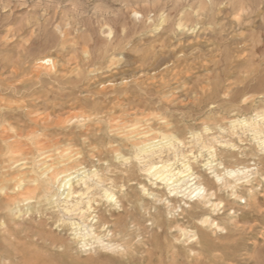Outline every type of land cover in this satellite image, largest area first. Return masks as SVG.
I'll return each instance as SVG.
<instances>
[{"label":"rangeland","instance_id":"rangeland-1","mask_svg":"<svg viewBox=\"0 0 264 264\" xmlns=\"http://www.w3.org/2000/svg\"><path fill=\"white\" fill-rule=\"evenodd\" d=\"M113 45L122 48L112 74L88 64ZM46 56L50 74L38 78ZM0 82L23 86L11 98L40 120L32 139L0 147V264H264V188L255 209L246 182L264 183V145L234 129L264 117V0H0ZM168 138L177 158L137 152ZM163 162L173 173L190 167L189 183L207 188L216 175L240 177L247 202L223 189L216 212L201 210L190 184L173 190L179 175L165 172L171 187L147 171ZM84 171L114 194L95 189L87 212L104 245L79 234L78 212L58 207ZM207 216L237 230L209 227ZM117 228L127 235L110 248Z\"/></svg>","mask_w":264,"mask_h":264},{"label":"bare ground","instance_id":"bare-ground-1","mask_svg":"<svg viewBox=\"0 0 264 264\" xmlns=\"http://www.w3.org/2000/svg\"><path fill=\"white\" fill-rule=\"evenodd\" d=\"M122 47L120 45H113L112 47H104L100 54L97 57V60H89L88 64L92 65V66H98V70L101 74H105V73H113L116 67L117 61V54L116 51L118 49H121ZM179 58V57H178ZM49 62H53V59L50 57H44V58H39L38 59V65L36 66V68L33 70L34 71V75L38 78L41 77V75H43L44 73H49L50 69H46L43 64H47ZM69 62V61H68ZM60 63V62H59ZM50 64V63H49ZM48 68V67H47ZM92 68V67H91ZM73 71V70H72ZM59 72V71H58ZM93 73V72H92ZM19 73L16 72V75H18ZM50 74V73H49ZM29 76V75H28ZM96 78V77H95ZM113 78V77H112ZM93 80V78H92ZM102 85V84H101ZM104 86V85H103ZM111 87V86H110ZM23 86H18V85H13V86H8L3 84L2 82H0V147H6L8 145L11 144H20L23 143L25 141H27V139H32V136L36 133V129H37V125L39 124L40 120H38L37 118H34L32 116H34V114L36 113L35 110L33 109V105L32 103L30 104L29 102H27L24 98L23 99H19L17 100V103L14 102V100H12L11 96L13 93L15 92H19L20 89H22ZM103 90H106V88H104ZM249 96V95H248ZM264 110V109H263ZM254 113V112H253ZM251 116V115H250ZM258 116H254V117H259ZM223 117V116H222ZM243 117V116H242ZM247 117V116H246ZM223 119V118H222ZM235 119V118H234ZM242 119V118H240ZM230 121H232L231 119H229ZM33 123H30V122ZM235 122V127L234 129H238L241 130L242 132H251V133H255L256 135L259 136V144L261 145V147H263L262 145H264V117L260 120L254 119L251 117L250 120H236ZM231 124V123H230ZM222 128V127H221ZM208 129V128H205ZM234 130V131H235ZM207 131V130H205ZM232 131V129H231ZM232 131V132H234ZM230 132V131H229ZM226 133V132H225ZM236 133V132H235ZM227 134V133H226ZM231 134V133H230ZM234 133L231 134V136H233ZM237 134V133H236ZM240 134V133H239ZM238 134V135H239ZM156 135V134H155ZM174 135V134H173ZM193 135V134H192ZM246 135V134H245ZM210 136V135H209ZM213 135H211L212 137ZM219 136V135H217ZM257 136V137H258ZM164 137V136H163ZM167 137H170L169 135H167ZM198 137V136H196ZM195 137V138H196ZM200 137V136H199ZM221 137V136H220ZM224 137V136H223ZM254 137V136H253ZM193 138V137H192ZM194 138V139H195ZM201 138V137H200ZM214 138L216 139V137L214 136ZM256 138V137H255ZM153 139V138H151ZM202 139V138H201ZM201 139H199L201 141ZM214 139V140H215ZM224 139V138H222ZM258 139V138H256ZM177 140V139H176ZM176 140L173 139H167L166 142L162 143V144H157L154 143V141H150L148 143H143L141 144L139 147H137V152L139 155H141L143 158H153V157H161V155L166 154H172L174 155L176 158L179 156L180 154V149L178 147V143L176 142ZM188 140V139H186ZM190 140V138H189ZM196 140V139H195ZM198 140V141H199ZM211 140V139H210ZM198 141H196L198 143ZM204 141V139H203ZM218 141V140H217ZM157 142V141H156ZM159 142V141H158ZM179 142V140H178ZM209 142V141H208ZM219 142V141H218ZM221 142V141H220ZM196 143V144H197ZM213 143V142H212ZM230 143V142H229ZM203 144V143H200ZM184 145V144H183ZM180 145V146H183ZM223 145V144H222ZM191 146V144H190ZM189 146V147H190ZM206 146V145H205ZM211 146V144H210ZM209 146V147H210ZM193 147V145H192ZM208 147V146H207ZM213 147V146H212ZM232 147V146H231ZM194 148V147H193ZM203 148V147H202ZM215 148V147H214ZM135 149V148H134ZM183 149V148H182ZM192 149V148H191ZM213 149V148H212ZM262 149V148H261ZM187 150V149H186ZM193 150V149H192ZM203 150V149H202ZM201 150V151H202ZM214 150V149H213ZM182 152V150H181ZM200 152V151H199ZM191 153V152H190ZM193 153V152H192ZM209 153V152H208ZM185 154V153H184ZM213 155V154H212ZM182 156V155H181ZM196 156V154H195ZM211 156V155H210ZM252 156V155H251ZM216 157V156H215ZM254 157V156H253ZM138 158H141L140 156ZM162 158V157H161ZM174 158V157H173ZM195 158V157H194ZM207 158V157H206ZM150 159V160H151ZM170 159V158H169ZM147 160V159H146ZM158 160V159H157ZM164 160V159H163ZM168 160V159H167ZM173 160V159H172ZM208 160V159H207ZM141 161V160H140ZM174 161V160H173ZM177 161V160H176ZM181 161V160H180ZM142 162V161H141ZM158 162V161H157ZM147 163V162H146ZM151 163V162H148ZM164 164H162L161 166H157V165H150L147 168L148 172H155V174H160L161 180L164 183H167V185H170L172 187L174 183L171 182L172 176L175 175H179L178 178H174L175 181H179L182 182V185L176 186V187H172L173 190H177V188L179 187H186L185 185L190 184V181H193L196 177H193V173L190 171V167H185L186 169H178V171L176 173H173V170L176 171V169H173L172 166L173 165H168L165 164V162H163ZM185 163V162H183ZM187 163V162H186ZM170 164V163H169ZM211 164V163H210ZM209 164V165H210ZM184 165V164H183ZM146 166V165H144ZM186 166V165H185ZM212 166V164H211ZM174 167V166H173ZM213 167V166H212ZM146 168V167H145ZM212 169V168H211ZM246 169V168H244ZM255 169V168H254ZM247 170V169H246ZM249 170V169H248ZM252 170V169H251ZM256 170V169H255ZM97 171V170H96ZM169 171V173L172 174L171 177H168V174H166L165 172ZM187 171V175H184V173ZM189 171V172H188ZM240 171V170H239ZM253 171V170H252ZM241 172V171H240ZM237 172L234 169H230L227 171V173L230 176H234L236 175V173H240ZM244 172V171H243ZM246 172V171H245ZM85 173V171H84ZM165 173V174H164ZM86 174V173H85ZM216 175V173H214ZM246 174V173H245ZM261 175V169L258 168L256 172L252 173L251 175ZM242 175V174H241ZM249 175V177L251 176ZM151 176V175H150ZM149 176V177H150ZM153 176V175H152ZM155 176V175H154ZM157 176V175H156ZM239 176V175H238ZM246 175H244L245 177ZM94 177H97L96 179H94ZM157 177V178H158ZM217 177V181L220 182V184H216L214 181L212 182V184H210L209 188L203 186V184L198 183L197 182H193L191 183L190 186V195H193L195 193V196L201 197V201L199 202V205L197 207L201 208V210H209L212 211L213 213L216 212L219 208V205L221 204L220 200L217 202L220 203H216L212 198L214 196H216L218 191H221L223 189L226 190L227 193L228 189H230L231 191V195L234 198H239V199H244L243 195L239 194V192L236 190L237 186L240 183V180H242L240 177L239 179H234L233 181H224V177L220 176V175H216ZM262 177V176H261ZM264 177V176H263ZM101 178L103 179V176H101ZM191 178V179H190ZM233 178V177H232ZM173 179V180H174ZM177 179V180H176ZM183 179V180H181ZM244 179V178H243ZM246 179H248V177L246 176ZM159 180V178H158ZM160 180V181H161ZM50 181V180H49ZM79 183H80V190H73L71 189L70 186V191L68 192V194H66L68 196V199L62 201V203H60L58 205V207L61 208L62 212L65 214H70V213H76L78 212V215L81 217L82 219V223H85L84 228L80 231V235H83L84 237L90 236L91 239H94V241H92L91 245L93 243H104L105 241L103 240V236H99L98 234H96L95 231V226L94 224H92V222L96 219V216H93L92 218H90L89 215H87V212L92 208L91 205V198L94 194L95 189L101 188L102 189V193L104 195V197H106L107 199H113L114 194L112 191H110L109 188H105V186H102V180L100 179V177L98 176L97 173H93V174H86L85 176H83L82 178L78 179ZM108 182V181H106ZM112 182V181H111ZM171 182V183H170ZM247 183H249V186L247 188V193L249 195V199L254 201V206L255 209L260 208V202L261 199L259 197L260 194V190H256V187H260L261 190H263L264 188V183L257 179L252 177V179L247 180ZM71 183V182H70ZM78 183V184H79ZM154 183V182H153ZM178 183V182H176ZM71 185V184H70ZM154 185V184H153ZM79 186V185H78ZM144 186V185H143ZM193 186V187H192ZM169 187V186H168ZM188 187V186H187ZM144 188V187H142ZM189 188V187H188ZM182 189V190H183ZM187 190V188L185 189ZM45 191H47V187L45 186ZM58 191V190H57ZM146 191V190H145ZM171 191V190H170ZM181 191V190H180ZM147 192V191H146ZM174 192V191H173ZM187 192V191H186ZM67 193V192H66ZM172 193V192H171ZM183 193V191H182ZM264 193V192H263ZM99 194V193H98ZM176 194V193H174ZM189 194V193H188ZM51 195V194H50ZM97 195V194H96ZM187 195V194H185ZM184 195V196H185ZM50 197V196H49ZM48 197V198H49ZM102 197V196H101ZM103 197V198H104ZM47 198V197H46ZM51 198V197H50ZM54 201V200H53ZM222 201V200H221ZM244 202H247L246 199H244ZM223 203V202H222ZM231 203V201H228V204ZM117 204V202H116ZM222 210V209H221ZM233 210V209H232ZM61 214V213H60ZM74 215V214H73ZM206 216V215H205ZM207 218H209L207 216ZM69 220V219H66ZM76 220V219H75ZM70 221V220H69ZM204 221H209L208 226L212 227L214 225H216L217 228H221L222 230H224L225 228L227 229L226 226H219V224L216 222L215 219H210L209 220H204ZM87 222V224H86ZM231 222V221H230ZM90 223V224H88ZM73 225H77L78 227L80 226L79 223L74 222L72 223ZM235 224V223H234ZM72 225V226H73ZM178 228H180L181 226H177ZM186 228V227H184ZM183 228V229H184ZM81 229V227L79 228ZM182 229V228H181ZM185 230V229H184ZM233 230H237L236 226H232L229 227L226 231V234L231 233ZM117 235H121V239H117V238H112L109 241L110 244V248H112V245L116 244L117 241L120 240H124L125 235H127V232L124 231L123 229L117 228L116 231ZM185 232V231H182ZM215 232V231H214ZM110 233V231H109ZM114 233H111V235L108 234V236L113 237ZM202 243H205L206 245H210V238L208 236V234L203 233L202 235ZM104 245V244H103ZM115 246V245H114ZM105 246H103L104 248ZM107 247V246H106ZM105 247V248H106ZM119 247V246H118ZM109 248V249H110ZM124 250V249H123Z\"/></svg>","mask_w":264,"mask_h":264}]
</instances>
